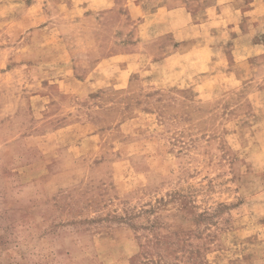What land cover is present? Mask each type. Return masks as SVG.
<instances>
[{"label": "rangeland", "instance_id": "rangeland-1", "mask_svg": "<svg viewBox=\"0 0 264 264\" xmlns=\"http://www.w3.org/2000/svg\"><path fill=\"white\" fill-rule=\"evenodd\" d=\"M0 264H264V0H0Z\"/></svg>", "mask_w": 264, "mask_h": 264}]
</instances>
